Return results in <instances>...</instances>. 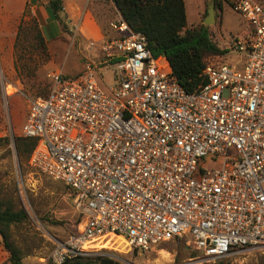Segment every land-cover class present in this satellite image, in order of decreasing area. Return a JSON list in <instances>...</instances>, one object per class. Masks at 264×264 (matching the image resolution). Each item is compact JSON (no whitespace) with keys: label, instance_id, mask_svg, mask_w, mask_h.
I'll return each mask as SVG.
<instances>
[{"label":"built area","instance_id":"2783aa9c","mask_svg":"<svg viewBox=\"0 0 264 264\" xmlns=\"http://www.w3.org/2000/svg\"><path fill=\"white\" fill-rule=\"evenodd\" d=\"M231 4L247 25L231 44L240 61L208 65L191 93L119 16L113 38L89 43L95 58L74 76L52 73L29 102V165L62 183L81 215L46 263L87 258L107 237L140 252L184 240L206 262L264 254V0Z\"/></svg>","mask_w":264,"mask_h":264},{"label":"rangeland","instance_id":"374dc122","mask_svg":"<svg viewBox=\"0 0 264 264\" xmlns=\"http://www.w3.org/2000/svg\"><path fill=\"white\" fill-rule=\"evenodd\" d=\"M6 1L10 5L5 6V11L14 10L22 13L21 0ZM231 1L225 0L222 12L214 10V20L207 25L212 40L221 50L227 52L221 56L208 57L209 65L224 62L225 65L235 66L240 61L236 53H231V44L236 38L245 36L247 25L232 9ZM102 3L106 1L95 0L93 12L102 28L103 36L107 37L112 34L110 23L116 20V13L110 9V20H104L101 13L107 9L101 6ZM209 4L205 0H184L188 27L203 24ZM15 15L7 12L5 14L0 8V201L11 205L14 210L21 209L26 214L23 222L9 227L10 239L20 251L23 264H48L45 260L54 243L64 240L74 232L81 222V215L72 194L62 183L33 169L29 165V158L20 162L15 140L22 137L21 128L27 118L29 102L43 95L52 73L63 72L60 66L71 38L65 36L66 40L63 41L56 38L59 29L62 33L68 32L66 25L57 23L58 25L46 28L50 60L43 64L37 57L30 64L27 60L18 61L17 64L28 62L27 66L31 70L35 63H41L36 65L38 68L35 71L26 76L19 64L18 70L16 69L14 43L19 25L33 16L24 13L14 18ZM89 43L85 41L84 46H79V52H75L76 59L79 58L81 63L82 57L96 53L97 47L90 49ZM163 64L164 62L161 65ZM112 71L113 67L101 69L100 73L105 77L103 79L99 73L102 87L113 83ZM91 248L93 254L83 258L87 264H102L104 260H110V264H264V254L251 250L237 251L221 261L206 262L201 259L199 252L184 240H172L140 252L129 249L117 237H107ZM6 258L7 255L4 253L0 264H9Z\"/></svg>","mask_w":264,"mask_h":264},{"label":"trees","instance_id":"16d2710c","mask_svg":"<svg viewBox=\"0 0 264 264\" xmlns=\"http://www.w3.org/2000/svg\"><path fill=\"white\" fill-rule=\"evenodd\" d=\"M205 1L212 2L214 10L223 11L225 0ZM111 2L130 29L145 36L152 56L166 60L172 76L188 93L204 85L202 72L209 65L208 57L227 53L212 40L209 27L203 24L187 26L184 0H111ZM49 7L55 21L66 25L62 1L50 0ZM25 21L19 25L15 36L17 70L18 61L27 60L30 64L37 57L43 64L50 60L47 41L37 19L30 17ZM114 36L112 33L105 38L111 39ZM28 62L19 64L26 76L38 68L37 64H41L35 63L31 70L27 66ZM48 91L49 83L41 97H45ZM36 143V139L24 137L15 140V149L20 162L30 158ZM25 219L26 214L23 210H14L11 205L0 201V244L9 264H23L20 251L10 239L9 227ZM110 263V260L102 262V264ZM64 264H87V262L83 258H76Z\"/></svg>","mask_w":264,"mask_h":264},{"label":"crops","instance_id":"0c3cea01","mask_svg":"<svg viewBox=\"0 0 264 264\" xmlns=\"http://www.w3.org/2000/svg\"><path fill=\"white\" fill-rule=\"evenodd\" d=\"M49 1L50 0H21L20 4L23 6L21 14L15 12L14 10L5 11V6L9 4L6 0H0V8L3 13L5 12V14L6 12L13 15H15L16 13V15L13 16L14 18H17L16 16L20 17L24 13L36 18L47 41V45L49 46V41L46 38V28L52 25H58L49 7ZM61 1L66 22L65 24L67 26L68 32L62 33V31L59 29V33H57L56 38L63 41L66 40L65 36H70L71 39L68 42L69 46L67 47V50H65V55L63 56L60 68L62 69L64 74L73 76L79 73L82 69V63L80 59H76L75 57V52H79V46L83 44L85 45V41L95 42L96 46H98L105 37L103 36L102 28L100 24L97 23L95 14L93 12V4H95V0ZM105 1L106 3H102L101 5L105 7V9H107L106 12L101 13L104 20H110V9L116 13V18L119 17L120 14L114 8L111 0ZM97 55L98 51L96 50V53L89 57L95 58ZM4 253L5 252L3 251V248L0 244V260L3 258Z\"/></svg>","mask_w":264,"mask_h":264},{"label":"water","instance_id":"95a60500","mask_svg":"<svg viewBox=\"0 0 264 264\" xmlns=\"http://www.w3.org/2000/svg\"><path fill=\"white\" fill-rule=\"evenodd\" d=\"M214 20V5L211 2L208 5V9H207V17L204 19L203 24L204 25H210Z\"/></svg>","mask_w":264,"mask_h":264}]
</instances>
